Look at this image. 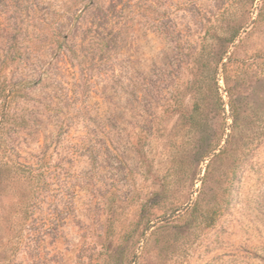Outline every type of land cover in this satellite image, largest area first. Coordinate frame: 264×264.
I'll return each mask as SVG.
<instances>
[{
	"label": "rangeland",
	"instance_id": "rangeland-1",
	"mask_svg": "<svg viewBox=\"0 0 264 264\" xmlns=\"http://www.w3.org/2000/svg\"><path fill=\"white\" fill-rule=\"evenodd\" d=\"M15 22L6 152L42 173L26 209L0 176V264H264V0H0Z\"/></svg>",
	"mask_w": 264,
	"mask_h": 264
},
{
	"label": "trees",
	"instance_id": "trees-1",
	"mask_svg": "<svg viewBox=\"0 0 264 264\" xmlns=\"http://www.w3.org/2000/svg\"><path fill=\"white\" fill-rule=\"evenodd\" d=\"M89 1H91L92 4L93 0ZM17 28L18 24L16 22L10 25L9 31L5 26L0 27V39L6 44L3 49H0V176L2 175V178L3 176L9 175L10 177L26 182V187H28V193L30 194L28 199H26L22 204L26 209L33 203L32 195L35 194L39 188V180L42 171L39 169V172L37 173L29 167H25L21 164L11 161L6 152L8 145L5 142V139L9 130L19 126L23 122V119H18L15 112L13 111L14 102L25 97L24 88L15 84V80L13 78V67L21 63L24 60L26 54V51L18 45L19 34L17 32ZM98 30L101 31V34H104L105 30L100 26L98 27ZM238 33L239 32L236 31L225 39L228 47L216 60V69L221 65L222 61L229 53L228 50L237 39ZM223 106L224 105L221 103V100L218 98L219 109L221 110ZM182 115L191 129L193 137L196 134H202L207 130H211V126L209 125L210 118L202 112L198 102L193 104L191 110L188 113ZM230 129L231 130L229 134L225 133L226 129H222L220 136L216 141L209 139L206 143L204 151L200 154V157L206 158L211 153H214L219 145L223 142L224 137L225 146L232 142L233 126H231ZM198 141H203L202 135L198 138ZM223 150H219L218 153H222Z\"/></svg>",
	"mask_w": 264,
	"mask_h": 264
}]
</instances>
